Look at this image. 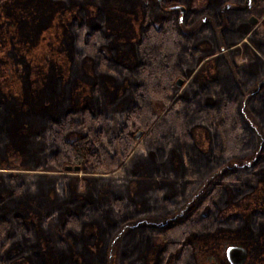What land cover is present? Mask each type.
I'll return each instance as SVG.
<instances>
[{
    "label": "trees",
    "instance_id": "1",
    "mask_svg": "<svg viewBox=\"0 0 264 264\" xmlns=\"http://www.w3.org/2000/svg\"><path fill=\"white\" fill-rule=\"evenodd\" d=\"M160 1L0 0V264H264V0Z\"/></svg>",
    "mask_w": 264,
    "mask_h": 264
},
{
    "label": "rangeland",
    "instance_id": "2",
    "mask_svg": "<svg viewBox=\"0 0 264 264\" xmlns=\"http://www.w3.org/2000/svg\"><path fill=\"white\" fill-rule=\"evenodd\" d=\"M135 1L136 2H141V1L145 2V1H148V0H135ZM149 1H152V0H149ZM253 1L254 0H250V3L249 4H251ZM33 2H34V0H33ZM172 3H176V2L173 1ZM234 4L243 5V4H246V3L243 0L242 2H235ZM249 4H246V5H249ZM158 5L160 7H163L164 3H162L160 0H158ZM167 5H169V4H167ZM160 10L161 9H159L157 11V13L160 14L161 13ZM47 14H48L47 12H44L43 13L44 16H47ZM250 14L254 15V17H255V20L252 23L250 21H248L249 24L251 25L250 27H252L256 32H259V33L262 32V30H263V24H262V21L261 20H262V18L264 16V3L260 4L257 8H255L254 10H252L251 12H249L248 13V16ZM248 16H247V19H248ZM126 17L127 16H125V15L119 16L117 18V21H119L120 23H122L123 20ZM200 19H201V17L199 16V17L195 18L190 25H181V27L184 28V29L193 28L196 24H198V22L200 21ZM222 24H223V22H222ZM126 25H127V19H126ZM213 31H214V33L216 35V39L218 40V43H219L220 42V39H219V35H218V27L217 26H213ZM32 35H33V31H32ZM242 39H243L242 41H244V43L241 42V41H237L235 43V45L233 46L232 55H233V59L236 62H243L246 59L251 58L252 57V54H253L252 53V50L253 49L256 50L255 44L252 43L250 40H248L246 36H243ZM63 43L64 42H62V41H58L56 44H59V47H60ZM50 47H51V49L48 48V50L49 51L50 50L53 51V53H51V56L53 57L55 55L54 50L57 49V48H59V47H57V45H55V41H53V43H52V45ZM9 57L12 58L11 56H9ZM0 59H1V57H0ZM1 65H2V63H1ZM12 66L15 69H18L19 68L17 65H12ZM40 67H42V66H40L39 64H37V62L36 63H32V65L30 66V69H31L30 76H32V78H35V77H37V75H39V73H37V72H38V69ZM62 67H65V64L64 65L62 64ZM0 82H1V84L4 82L3 73L1 71H0ZM11 89H13V87ZM42 96H43L42 91L41 90H40V92L37 91V97L38 98H42ZM155 103H154V109H156V111H159L160 108H158L157 105H155ZM256 128L258 129V127H256ZM28 129H29V127L27 126V124H25L24 127L22 128V130H24V131H28ZM195 135L197 136V138L200 139V137H202V130L201 129H197L195 131ZM16 168L17 169H29V167H26V166L16 167ZM214 171L210 172L209 175H207L202 180V182H205L206 180L212 178V176L214 175ZM81 172H82V170H80V169L70 170L71 178H72V181H73V184H74V189L77 190V191H82L83 190V182H82V179L80 177V173ZM119 234L120 233H117V236L112 239V243H111V246H110V251H111V256H110V261H109L110 264H114V255H115L116 248H117V240H118ZM155 238H157V236H155ZM252 254H253V252L251 253V255Z\"/></svg>",
    "mask_w": 264,
    "mask_h": 264
},
{
    "label": "water",
    "instance_id": "3",
    "mask_svg": "<svg viewBox=\"0 0 264 264\" xmlns=\"http://www.w3.org/2000/svg\"><path fill=\"white\" fill-rule=\"evenodd\" d=\"M246 4L250 3V0H244ZM169 7L171 6H176L179 9H184V5L181 3H172L168 5ZM255 20L254 15L250 14L248 16V21H250L251 23ZM182 81V78L180 76L175 78V84L179 85ZM140 133V129L136 130L134 135L137 136ZM79 167V164H64L63 168L65 169H77ZM246 247L244 245H242L241 243H237V242H229L226 243L223 247V254L225 259L227 260V262L229 264H242L243 261L246 258Z\"/></svg>",
    "mask_w": 264,
    "mask_h": 264
}]
</instances>
